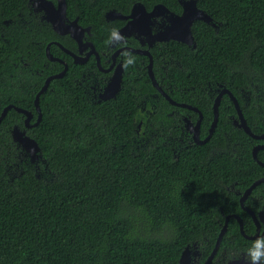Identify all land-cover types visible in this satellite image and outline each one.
<instances>
[{"label":"trees","instance_id":"16d2710c","mask_svg":"<svg viewBox=\"0 0 264 264\" xmlns=\"http://www.w3.org/2000/svg\"><path fill=\"white\" fill-rule=\"evenodd\" d=\"M131 1L66 0L67 16L91 26L96 51L109 54L120 23L104 24L100 17L110 6L125 11ZM137 1L148 8L153 3L178 7L177 0ZM196 5L219 23L218 29L197 21L191 29L194 49L177 42L163 49L180 67L167 69L162 86L168 84L175 101L201 111L200 139L212 119V101L203 91L217 83L232 91L251 132L264 133V0H197ZM27 6L28 0H0V22L10 20L0 37V115L13 105L36 121V95L49 76L63 70L47 60L45 47L56 42L68 48L70 42L29 18ZM49 51L68 67L39 97L41 120L27 130L41 151L36 166L14 165L19 153L11 130L23 126L22 115L10 109L0 122V264H177L194 244L205 251L203 260L225 217L240 212L237 197L226 187L237 182L243 190L262 175L252 146L264 141H254L227 121L235 111L223 97L211 138L173 155L148 137L149 130L142 128L144 138L137 133L142 96L159 120L168 122L170 107L163 98L150 101L153 88L138 62L145 58L124 57L120 91L92 105L75 80L95 70L94 61L78 66L56 45ZM159 52L153 57L156 77ZM261 153L257 159L264 162ZM259 188L264 183L252 194ZM235 234L238 225L231 219L222 244Z\"/></svg>","mask_w":264,"mask_h":264},{"label":"flooded vegetation","instance_id":"af4514ba","mask_svg":"<svg viewBox=\"0 0 264 264\" xmlns=\"http://www.w3.org/2000/svg\"><path fill=\"white\" fill-rule=\"evenodd\" d=\"M49 1H52L54 3V5H56L55 0H49ZM186 1H188V0H177L178 7L175 8V11L168 9L167 7H165L161 3H153L148 8L141 1H137V0H132L129 4L128 8L125 11L120 10L116 7H112V6L107 7L103 11V13L100 17V22H103L104 24L120 23V26L115 30V32L111 36V39L108 43V46L111 49V52L109 54H106L103 52L102 53L97 52L94 44L90 41V37L93 35L91 26L80 25L78 23V16H75L73 19H70L67 16V3L65 0L67 20L69 22L77 20L78 26H80L83 29L89 28V31L84 32L81 37H79V35H77L76 39L71 38L69 35L59 36L62 39L69 40L70 43H69L68 48H65L64 46H62L60 44L64 50L61 49L60 47H58L63 53H65L71 59V62L74 65H78V66L85 65L90 59H92L94 61L95 70L91 69L89 72L82 73L80 75V79L75 80V82L78 85L82 86V98H84L88 103H92V105H94L95 103L104 102V101L100 100V96H102V94L104 93L105 87L107 86V84L111 80V78L114 74V71H115L114 70L115 67H117V66L121 67L122 72L124 73V63H123L124 57H128L129 55H136V56H140V57L145 58L146 62H144V60H139L138 62L141 64L142 67H145L147 76H148L149 81L151 83V86L153 88V90H151V92L149 93L150 101H159L160 98H163L169 104L170 107H169L168 112L166 113V117L168 118V122H165L163 120H159L158 117L154 118V116H153L154 111L152 110V108H153L152 103L148 102V99L145 96H142V98H144V99H142L139 102V105L141 106V109H140L141 115H140L138 122L135 124L136 128H137V133L141 134L144 138L145 131L149 130L148 137L154 136L156 144L162 145L163 147H167L173 155H175V153L178 149H181L182 147H185L190 143H195L193 140V134L188 129V126H189V124L192 126H196L197 122L199 120H200V125H201L203 115H202L201 111L195 106H192V107H195L197 109L196 111H193V110H190L187 108H182L179 106H175V105L170 104L169 101L165 97V96H168L171 100H173L177 104L178 103L179 104L184 103V102H177L174 99H172V97L170 95L171 89L167 83H165L164 86H162L163 80H164V74L166 73L167 69L169 67L170 68L180 67V64L178 61H176L170 57H165L166 54H165V51L163 50L165 47L172 44L171 42H176V41H173V40H168V41H163V42L155 41L151 44V46H150V43H151V41H153V37L160 35V34H165V33L170 32V30L173 26L174 19L182 16L184 4L181 2H186ZM35 2H36V0H31V2H29V0H28L27 14H28L29 18L34 17L38 20V22L46 23L43 20V13L41 11L35 10V8L33 6V4ZM137 3L143 4L144 9L141 10L140 8H138L136 5ZM158 4L163 5L166 9L164 7L161 8L160 6H156ZM134 7H137V8H134ZM196 7H197V5H196ZM68 21H67V23H68ZM29 22H30V19H29ZM195 22H197V21H195ZM195 22H193L191 29H192ZM199 22H202V21H199ZM135 23L137 24V27H135ZM202 23H204V22H202ZM9 24H10V20L9 21L4 20V21L0 22V37L1 38H3L4 34L6 33V30L4 29V27L8 26ZM205 24L210 25L215 31H217V29H218L217 24H219V23H215L214 20L211 18L210 23H205ZM126 26H128V27L126 30H124V28ZM121 30H123V34L118 36L117 32H119ZM79 38H80V43L78 41ZM193 41H194V39H193ZM177 43H179V42H177ZM194 43H195V41H194ZM90 44L93 46V50L96 52L97 56L94 53H92V48H91ZM195 46H196V44H195ZM65 50L67 51V53L65 52ZM133 50H139V51L147 50L149 52L150 56L152 57L153 76H154V78H155V80L159 86L158 88H160V90H158L157 88H155L152 85L151 79L149 77V73H148L149 58L145 55H142V54H136L133 52ZM156 51H160L157 54V57L162 58V63L160 64V71H158V70L156 71L157 77L154 73V62H153L154 52H156ZM45 55H46V52H45ZM100 55L104 56L103 60H104L105 66H102ZM74 56H76L80 59H83L84 61L82 63H75V57ZM61 61L64 62L63 60H61ZM58 63H60V62H58ZM60 64H62V63H60ZM64 64H66V63L64 62ZM62 66L64 69L65 65L62 64ZM66 66H67V64H66ZM111 66H112L111 70L108 71V69ZM61 71H63V70H61ZM66 71H67V69H66ZM123 73H122V80H123ZM121 85H122V81H121ZM120 89H121V86H120ZM223 89H225L228 93L222 94V96L220 98V103H221V100L223 99V97H227V99L229 100L230 104L233 106L234 111H235L234 115H227L226 116L227 121L233 127L238 129L237 126L234 125V121L237 120V114H236V110H235L232 98L235 99L236 101H237V99L230 89H227L223 84H220V83H217V86H215L214 89L213 88L208 89V87H207L203 91L204 94L206 96H208L209 99L212 101V104H211L212 119H210V121H209V127H210L211 123L213 122V118H214L213 102ZM237 103H238V101H237ZM146 105H147V107H146ZM155 109L159 110L160 108L156 107ZM180 109L187 110L190 113L183 112ZM191 113H193L195 115L194 119L192 118ZM241 114H242V110H241ZM200 115H201V119H200ZM242 118L246 121L243 114H242ZM22 119H23V121H22L23 126L22 127H19L18 125H14V126H17L21 132H24L25 135L28 136L27 130H30L33 127L26 128L25 124H24L25 117L22 116ZM218 119H219V106H218L217 124L215 126V129L218 125ZM33 123H35V121H32V118H31L29 124L32 125ZM246 124H247V121H246ZM247 126H248V124H247ZM142 128L145 129L144 132L142 131ZM254 128H257V126H254ZM215 129H214V131H215ZM208 131H209V128L207 130V135H208ZM214 131H213V133H214ZM262 134H264V133H262ZM262 134H260V135H262ZM207 135H206V137H207ZM254 135H256V134H254ZM143 138H141V139H143ZM199 139H200V126H199ZM204 139H200V140H204ZM251 139H253V138H251ZM253 140L254 141H264V139H260V140L253 139ZM225 146H226L225 147L226 151H229L230 150L229 142L227 140H226ZM255 146H263L264 147V142L258 143L252 147H255ZM15 147H16V145H15ZM16 149H17V147H16ZM19 152H20V150L18 151V153ZM259 152H262L261 154H263L264 149L263 148L259 149L257 151V154ZM25 155L27 157L26 156H24V157L28 159V160H26L28 162L29 161V155L28 154H25ZM261 156L264 158V154ZM258 161L264 164V162H262L260 160H258ZM262 168L264 169V167H262ZM259 178L260 179L264 178V170H263L262 175ZM254 182H255V180H254ZM258 186H256L253 190H255ZM249 187H244L243 190H240L237 182L231 184L229 187H226V190L231 191L237 197L238 207L240 209V212H239V215L236 213H233L232 219L238 225V234L239 235H236V234L233 235V239H231V240L229 239V241L227 240L223 244H222V242H224V241H222V239H223V236H222V238L219 242V248L213 254V256L210 259V261L208 262V264H247V261L245 259V255H244V249H246L247 246H249L257 238L264 237V188H259L253 194H252V192H253V190H252L251 193L243 199V202L241 204V198L244 196L245 192L248 190ZM234 216H236L240 219V223L237 221V219ZM240 235L242 236V239L245 240L246 242L242 241L240 239V237H239ZM213 249H214V246H213V248H211L209 253L205 257H203L204 259L202 260L203 253L205 251L201 250V248L199 246L195 245L194 247L191 248L189 258L185 262V264H207V260H208L209 256L211 255Z\"/></svg>","mask_w":264,"mask_h":264},{"label":"water","instance_id":"95a60500","mask_svg":"<svg viewBox=\"0 0 264 264\" xmlns=\"http://www.w3.org/2000/svg\"><path fill=\"white\" fill-rule=\"evenodd\" d=\"M56 1V5H54V3L52 1L49 0H36V2L33 4L34 8L36 11H41L43 13V20L49 24V26L51 27L52 31L58 35V36H65V35H69L71 38H77V35H79V37H81L83 35L84 32L89 31V28L87 29H83L80 26H78L77 24V20L71 21L69 22L67 20L66 17V3L65 0H55ZM196 1L197 0H188L186 2H181L184 4V8H183V13L182 16L179 18H175L173 21V26L170 30L169 33H165V34H160L157 35L155 37H153V41H151L150 46L153 42L158 41V42H163V41H168V40H173L179 43H182L188 47H190V49H193L195 47V43L193 41V35H192V30H191V26L193 24V22L195 21H202L204 23H210L211 18L205 14L202 10L198 9L196 7ZM29 2H31V0H29ZM138 8H140L141 10L144 9L143 4L141 3H137L136 4ZM135 5V6H136ZM156 6H160L161 8L164 7L163 5H156ZM134 7V8H137ZM165 8V7H164ZM166 9V8H165ZM68 21V23H67ZM128 26H126L124 28V30L127 29ZM135 27H137V24L135 23ZM121 34H123V30L117 32V35L120 36ZM79 43H80V38H79ZM150 42V41H149ZM51 44L56 45L57 47H60L61 49L62 46L59 43H50L46 46L45 48V52H46V57L48 59V61L50 62H60L63 65H65L63 71H61L60 73L56 74V75H52L49 76L42 88L40 89L39 93L36 95L35 100H34V106H35V111L37 113V119L35 121V123H33L32 125L29 124L31 118H32V114L29 111H26L24 109L15 107L13 105H8L7 107H5L0 115V122L4 119V117L6 116L7 112L10 109H14L17 113H20L22 116L25 117L24 120V124L26 128H31V127H35L39 124L40 120H41V110L39 108V97L47 90L50 82L52 80L55 79H60L63 77V75L66 72L67 66L66 64H64V62H62L60 59L58 58H54L51 54H50V46ZM91 45V44H90ZM92 48V53H94L96 56V52L93 50V46L91 45ZM64 50V49H63ZM65 52L67 53V51L65 50ZM134 53L136 54H142L145 55L149 58V63H148V73H149V77L151 79L152 85L157 88L158 90H160V88H158V84L153 76V72H152V57L150 56L149 52L147 50L145 51H139V50H133ZM75 57V63H82L84 60L80 59L76 56ZM113 66V65H112ZM112 66L108 69L111 70ZM114 74L111 78V80L109 81V83L107 84V86L105 87L104 93L102 94V96H100V100L101 101H107L110 99H113L116 97V94L119 92L120 90V86H121V81H122V68L117 66L114 69ZM224 93H228L225 89H223L219 95L216 97V99L213 102V113H214V118H213V122L211 123L210 127H209V131H208V135L204 140H200L199 139V126H200V120L197 122L196 126H192L189 124L188 129L192 132L193 134V140L196 144H204L206 141L209 140V138L211 137L215 126L217 124V118H218V106L220 104V98L222 96V94ZM166 99L169 101L170 104L175 105V106H179L182 108H187L193 111H196L197 109L195 107H192L190 105L181 103V104H177L175 103L173 100H171L168 96H165ZM232 101L234 103V107L236 110V114H237V120L234 121V125L237 126L238 129L243 130V132L248 135L249 137L255 139V140H260V139H264V134L262 135H254L250 128L247 126L246 121L242 118V114H241V109L237 103V101L235 99L232 98ZM200 119H201V115H200ZM11 139L13 141V143L16 145V147L23 152L24 154H28L29 155V163L30 164H35V161L39 160L41 158V154H40V149L37 145V143L31 139L30 137L26 136L24 132H21L17 127H13V129L11 130ZM264 147L263 146H255L252 149V158L254 161L257 162L258 165L264 167V164L259 162L257 160V151L259 149H261ZM264 183V178L262 179H258L255 182H253L250 187L248 188V190L245 192L244 196L241 198V204L243 202V199L248 196L251 191L258 186L259 184ZM237 221L240 223V219L236 216H234ZM233 218V216H227L225 218V222L224 225L219 233V236L216 240L215 243V247L211 253V255L209 256L208 260H207V264L210 261V259L212 258L213 254L216 252V250L218 249L219 246V242L222 238V236L225 234L226 229H227V225H228V221L229 219ZM189 254H190V250L188 248H185L178 260L177 264H185V262L188 260L189 258Z\"/></svg>","mask_w":264,"mask_h":264},{"label":"clouds","instance_id":"9594fccd","mask_svg":"<svg viewBox=\"0 0 264 264\" xmlns=\"http://www.w3.org/2000/svg\"><path fill=\"white\" fill-rule=\"evenodd\" d=\"M17 127V126H15ZM18 128V127H17ZM38 145V144H37ZM39 147V146H38ZM18 149V148H17ZM40 149V148H39ZM19 150V149H18ZM41 154V151H40ZM41 159V158H40ZM29 162V161H28ZM30 164V163H29ZM32 165V164H31ZM228 216H232V215H228ZM227 217V216H226ZM225 217V218H226ZM232 219V218H231ZM229 219V221L231 220ZM228 221V222H229ZM225 222V221H224ZM224 225V223H223ZM223 225H221V229L223 227ZM228 227V225H227ZM227 230V229H226ZM221 231V230H220ZM220 233V232H219ZM226 233V232H225ZM225 235V234H224ZM223 235V236H224ZM219 236V235H218ZM218 238V237H217ZM216 243V242H215ZM196 244H194L195 246ZM193 246V247H194ZM215 247V245H214ZM189 250H191L190 247H186ZM219 248V246H218ZM218 250V249H217ZM190 255V254H189ZM244 255H245V259L247 261V264H264V237L261 238H257L256 240H254L249 246H247L246 249H244Z\"/></svg>","mask_w":264,"mask_h":264},{"label":"rangeland","instance_id":"374dc122","mask_svg":"<svg viewBox=\"0 0 264 264\" xmlns=\"http://www.w3.org/2000/svg\"><path fill=\"white\" fill-rule=\"evenodd\" d=\"M19 151V150H18ZM24 156H26L23 152H19V154L15 157V163H14V165L16 166V167H19L22 163H23V161H26V160H28L27 158H25ZM27 157V156H26ZM38 162H40V159L39 160H37V161H35V166H36V164L38 163ZM14 166V167H15Z\"/></svg>","mask_w":264,"mask_h":264}]
</instances>
